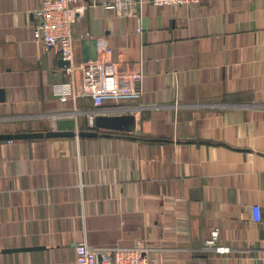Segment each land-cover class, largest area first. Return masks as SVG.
<instances>
[{
    "label": "crops",
    "instance_id": "crops-1",
    "mask_svg": "<svg viewBox=\"0 0 264 264\" xmlns=\"http://www.w3.org/2000/svg\"><path fill=\"white\" fill-rule=\"evenodd\" d=\"M110 1L84 3L76 96L61 101L51 90L67 79L61 58L32 37L42 0H0V134L75 132L0 139V264H76L80 241L140 242L151 264H264V0H142L139 16ZM84 50L101 77L139 73L141 96L95 107ZM99 113L134 122L88 126ZM215 227L228 252L204 249Z\"/></svg>",
    "mask_w": 264,
    "mask_h": 264
},
{
    "label": "built area",
    "instance_id": "built-area-1",
    "mask_svg": "<svg viewBox=\"0 0 264 264\" xmlns=\"http://www.w3.org/2000/svg\"><path fill=\"white\" fill-rule=\"evenodd\" d=\"M93 1V0H90ZM155 6L160 5H185L197 3L200 0H148ZM86 0H42L39 7L34 10L37 22L32 31L34 41L44 48L55 52L66 63L62 66L66 81L53 84L51 90L54 96L61 101L75 98L74 91V65H73V26L84 10ZM142 0H111L104 2L106 8H113L124 16L140 15ZM137 32L141 29L138 27ZM92 69L95 83L90 95L95 107L103 104L105 100L121 101L135 100L142 94L141 76L139 73H131L120 82L112 78L101 77L105 65L96 61L86 62ZM94 70V71H93ZM176 107V105H174ZM88 126H93L94 118L87 117ZM252 217L255 221L261 219L260 208L252 206ZM206 250L219 254L228 252L229 248L218 244V228L210 230L204 241ZM76 264H151L146 248L138 242L131 247L105 246L94 247L85 241L74 245ZM195 264H208L206 259L200 258Z\"/></svg>",
    "mask_w": 264,
    "mask_h": 264
},
{
    "label": "water",
    "instance_id": "water-1",
    "mask_svg": "<svg viewBox=\"0 0 264 264\" xmlns=\"http://www.w3.org/2000/svg\"><path fill=\"white\" fill-rule=\"evenodd\" d=\"M84 61L92 60L96 61V55L89 56L88 53L84 50ZM60 65L63 66L66 62L60 59ZM94 71V70H93ZM4 100L3 90L0 89V101ZM134 122V116L132 114H120V115H101L97 114L94 118V127L97 129H103L106 131H124ZM75 135L73 130L67 131H54L49 130L46 132L43 131H33V132H19L15 134H0V139L10 140V139H34L42 137H70ZM77 135L80 137H95L98 135V132L95 130H81L77 132ZM23 249L31 248H13L8 249L7 251H16Z\"/></svg>",
    "mask_w": 264,
    "mask_h": 264
}]
</instances>
